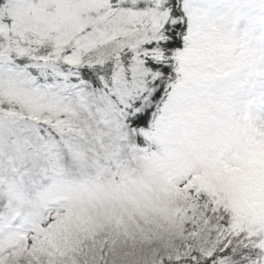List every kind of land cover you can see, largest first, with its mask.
Listing matches in <instances>:
<instances>
[{
	"label": "snow or ice",
	"instance_id": "1",
	"mask_svg": "<svg viewBox=\"0 0 264 264\" xmlns=\"http://www.w3.org/2000/svg\"><path fill=\"white\" fill-rule=\"evenodd\" d=\"M260 139L264 0H0V264H264Z\"/></svg>",
	"mask_w": 264,
	"mask_h": 264
},
{
	"label": "rangeland",
	"instance_id": "2",
	"mask_svg": "<svg viewBox=\"0 0 264 264\" xmlns=\"http://www.w3.org/2000/svg\"><path fill=\"white\" fill-rule=\"evenodd\" d=\"M218 181L238 204L264 210V139L256 140L237 157L234 166H225Z\"/></svg>",
	"mask_w": 264,
	"mask_h": 264
},
{
	"label": "trees",
	"instance_id": "3",
	"mask_svg": "<svg viewBox=\"0 0 264 264\" xmlns=\"http://www.w3.org/2000/svg\"><path fill=\"white\" fill-rule=\"evenodd\" d=\"M231 195V194H230ZM230 197H232L233 198V196H230ZM233 200L237 203V201L233 198ZM246 207H248V205H246ZM249 208V207H248Z\"/></svg>",
	"mask_w": 264,
	"mask_h": 264
}]
</instances>
